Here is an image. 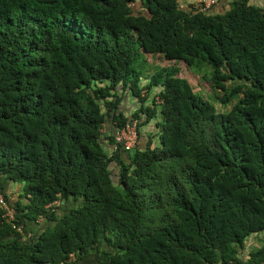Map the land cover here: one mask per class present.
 <instances>
[{
  "label": "trees",
  "instance_id": "trees-1",
  "mask_svg": "<svg viewBox=\"0 0 264 264\" xmlns=\"http://www.w3.org/2000/svg\"><path fill=\"white\" fill-rule=\"evenodd\" d=\"M142 52L211 69L222 103L242 95L220 113L177 68L147 72ZM154 118L158 143L139 130ZM131 120L132 150L101 131ZM0 194L22 229L0 208V264H264V248L243 262L235 247L264 231V9L0 0Z\"/></svg>",
  "mask_w": 264,
  "mask_h": 264
},
{
  "label": "rangeland",
  "instance_id": "rangeland-1",
  "mask_svg": "<svg viewBox=\"0 0 264 264\" xmlns=\"http://www.w3.org/2000/svg\"><path fill=\"white\" fill-rule=\"evenodd\" d=\"M141 60L143 61L141 63L145 66L147 72L148 71L153 72L155 70L161 69L162 67L177 68L178 72L175 73V75L186 78L192 89L196 93L200 94L204 99L211 102L215 106L217 111L220 113L228 112L231 109V107L234 105V103L242 95V94H236L230 99L229 102L222 103L220 101V98L224 96V90L220 88H215L213 87V85L210 84L208 77L204 75L205 73L208 74V76L210 75L211 69H208L207 67H203L200 70H193L188 68L181 61H174V60L170 61L164 59L161 54H148L143 52L141 53ZM146 83L147 81L142 78L140 81V85L144 88V85ZM156 91L158 90L154 88L150 92L147 100L148 104L151 103L152 98L156 97L157 95ZM125 106L128 107L127 112H129L130 114L138 108V102L134 98L128 96ZM156 120L157 119L154 118L153 120H151L150 123L141 126L139 129L144 138L145 135L147 134L154 137L153 140L154 143H158V137L156 136L158 129L155 125ZM21 190H22L21 185H18L17 193H20ZM9 192L11 191L9 190ZM235 247L237 249L238 258L241 259L243 262H247L249 260L251 253H254L257 250L264 248V231L260 233L252 234L251 236L245 239L244 243L241 246L236 245Z\"/></svg>",
  "mask_w": 264,
  "mask_h": 264
},
{
  "label": "built area",
  "instance_id": "built-area-1",
  "mask_svg": "<svg viewBox=\"0 0 264 264\" xmlns=\"http://www.w3.org/2000/svg\"><path fill=\"white\" fill-rule=\"evenodd\" d=\"M234 0H197L193 9L203 13H213L217 12L215 8L222 9L223 11L229 7V4ZM224 3V6L221 4ZM161 100L157 99V103H160ZM137 120H131L125 123L122 127L117 128L114 133V140L117 143H120L125 150H132L135 145L138 143V135H137ZM105 128L101 129L102 133H104ZM62 201L60 199L54 200L48 207H52L53 210L58 208L61 205ZM0 208L2 209V217L6 218L7 221L11 222L13 228L17 231L21 232V225H17L14 223L15 220V210L13 206H11L4 196L0 194ZM75 254L70 253L67 259L68 262L75 261Z\"/></svg>",
  "mask_w": 264,
  "mask_h": 264
},
{
  "label": "crops",
  "instance_id": "crops-1",
  "mask_svg": "<svg viewBox=\"0 0 264 264\" xmlns=\"http://www.w3.org/2000/svg\"><path fill=\"white\" fill-rule=\"evenodd\" d=\"M196 1L197 0H178L179 2V5L181 7H189V6H192L194 7V5L196 4ZM249 3L253 4V5H256V6H259V7H262L264 9V0H249ZM223 6H224V3H221ZM215 10L217 12H222L223 10L222 9H219L218 7L215 8ZM128 108V107H127ZM113 124H110V123H106V125L104 126L105 130H104V135L105 136H108L110 134H112L114 136V133L116 131L117 128H113ZM107 143L105 144L106 146V149L108 148V150L112 149L111 145L108 144V140H106ZM5 183V192L7 195H10V196H14V195H18L19 193L18 192V185L16 184H12V183H9L7 182H4ZM10 188V189H9ZM13 189V190H12ZM9 190L11 192H9ZM73 205V202L72 201H68L67 203L66 202H62L61 205L56 209L58 210L59 213H62L63 210L65 209H69L71 206ZM45 223L43 221V219L39 218L37 222L35 223H32L30 222L27 227L28 231H27V235L29 236H38L39 233L45 229ZM71 263V262H68V264ZM61 264H65V263H61ZM71 264H99V260H98V253H89L83 257H80L78 258L77 260L75 261H72Z\"/></svg>",
  "mask_w": 264,
  "mask_h": 264
},
{
  "label": "clouds",
  "instance_id": "clouds-1",
  "mask_svg": "<svg viewBox=\"0 0 264 264\" xmlns=\"http://www.w3.org/2000/svg\"><path fill=\"white\" fill-rule=\"evenodd\" d=\"M61 201H62V200H61ZM62 202H63V201H62ZM51 203H52V202H51ZM56 209H57V208H56ZM56 209H55V210H56Z\"/></svg>",
  "mask_w": 264,
  "mask_h": 264
}]
</instances>
